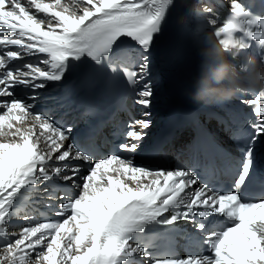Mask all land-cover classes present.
<instances>
[{"label":"snow or ice","instance_id":"obj_1","mask_svg":"<svg viewBox=\"0 0 264 264\" xmlns=\"http://www.w3.org/2000/svg\"><path fill=\"white\" fill-rule=\"evenodd\" d=\"M175 7L176 0H0V264H264V182L253 186L264 89L238 91L237 98L252 95L242 101L251 112L228 113L238 157L229 158L235 171L224 192L200 182L194 168L153 169L125 155L140 147L149 112L127 125L115 153L99 158L87 145L68 143L72 129L28 102V90L62 81L76 62H87L122 77L134 102L148 108L150 50ZM254 8L230 0L227 17L210 5L196 13L240 72L248 71L243 54L253 44L264 62V0ZM40 54L35 63H14ZM219 62H206L201 76L211 80ZM41 201L52 215L10 231L21 204L31 211ZM23 219L32 221L27 213ZM181 220L193 225L188 235L197 246L184 258L154 256L148 234Z\"/></svg>","mask_w":264,"mask_h":264},{"label":"clouds","instance_id":"obj_2","mask_svg":"<svg viewBox=\"0 0 264 264\" xmlns=\"http://www.w3.org/2000/svg\"><path fill=\"white\" fill-rule=\"evenodd\" d=\"M203 68L210 59L219 58V63L212 69V79L202 75L198 81L195 97L200 100L215 101L230 98L238 91L264 89V62H258L254 57H247L248 71L240 72L233 65L227 53L214 41L208 42L201 51Z\"/></svg>","mask_w":264,"mask_h":264},{"label":"bare ground","instance_id":"obj_3","mask_svg":"<svg viewBox=\"0 0 264 264\" xmlns=\"http://www.w3.org/2000/svg\"><path fill=\"white\" fill-rule=\"evenodd\" d=\"M193 2H194L195 4H197V5L199 6V8H202V7H203V6L200 4L199 0H193ZM201 20H203L204 23L207 24L206 19H202V18H201ZM149 61H150L149 76H151L154 72H156V67H155V64H154V62L152 61V59H151L150 56H149ZM158 87H159V83L157 82L156 85H155L154 87H152V91H156V90H158ZM152 96H154V94H153ZM154 110H155V109H154ZM158 116H159V115H158ZM158 116H155V117H153V118H150V116L147 117L148 119H150L151 124H150V126H149L147 129H144V131H148V130H149V133H148V134H151V133H152L151 128H152L153 125L157 122V120H158ZM144 118H145V117H144ZM139 119H143V118H139ZM22 212H23V210H22ZM21 215H22V214H21ZM32 222H37V220L24 221V222H22V221H20V219L17 217V218L15 219V224H16V226L13 227V228H11L10 231H12V232H17V233H18V232L21 230L22 227H24V226H28V224H29V223H32Z\"/></svg>","mask_w":264,"mask_h":264}]
</instances>
